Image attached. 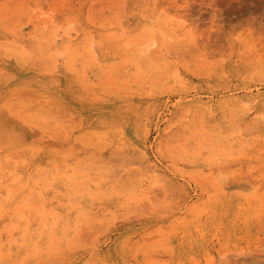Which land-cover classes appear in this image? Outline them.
I'll return each instance as SVG.
<instances>
[{
    "label": "rangeland",
    "instance_id": "rangeland-1",
    "mask_svg": "<svg viewBox=\"0 0 264 264\" xmlns=\"http://www.w3.org/2000/svg\"><path fill=\"white\" fill-rule=\"evenodd\" d=\"M0 264H264V0H0Z\"/></svg>",
    "mask_w": 264,
    "mask_h": 264
},
{
    "label": "bare ground",
    "instance_id": "bare-ground-1",
    "mask_svg": "<svg viewBox=\"0 0 264 264\" xmlns=\"http://www.w3.org/2000/svg\"><path fill=\"white\" fill-rule=\"evenodd\" d=\"M132 45H134V44H132ZM132 45H131V46H132ZM128 46H130V44H129ZM131 46H130V47H131ZM51 58H52V57H51ZM138 123H139V122H138ZM138 123H137V124H138ZM136 137H137V136H136ZM27 145H28V144H27ZM24 161H25V160H24ZM22 162H23V160H22ZM13 178H14V177H13ZM86 178H87V177H86ZM18 179H19V178H18ZM84 179H85V178H84ZM95 180L98 181V178H96ZM99 180H101V178H99ZM17 181H18V180H17ZM93 181H94V180H93ZM15 182H16V181H15ZM35 182H36V181H35ZM86 183H87V182H86ZM88 184H89V183H88ZM8 192H9V191H8ZM10 193H11V192H10ZM44 214H45V213H44ZM26 228H27V227H26ZM35 245H36V244H35Z\"/></svg>",
    "mask_w": 264,
    "mask_h": 264
}]
</instances>
